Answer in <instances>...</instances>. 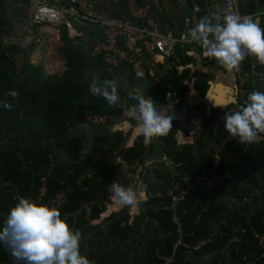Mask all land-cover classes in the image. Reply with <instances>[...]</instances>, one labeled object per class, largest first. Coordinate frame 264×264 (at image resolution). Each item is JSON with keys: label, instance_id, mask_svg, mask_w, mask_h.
Wrapping results in <instances>:
<instances>
[{"label": "trees", "instance_id": "obj_1", "mask_svg": "<svg viewBox=\"0 0 264 264\" xmlns=\"http://www.w3.org/2000/svg\"><path fill=\"white\" fill-rule=\"evenodd\" d=\"M60 41L62 47L59 53L64 59L66 70L60 77L55 75L45 79L42 67H34L29 63L18 75L0 40V102L7 100L12 104L8 109L0 103V176L4 182L0 183V226L20 197L36 199L40 180L46 178L47 188L43 201L45 205H48L60 190L65 187L71 189L67 200L58 210L72 229L81 233L80 251L83 255V241L87 232L93 229L88 225L101 214L99 204L103 202L102 193L107 188L110 175L102 174L99 170L93 180H86L82 173L99 168L109 156L121 153L130 163L167 156L175 163L181 164V175L203 174L214 167L207 147L215 134L216 119L205 117L201 131L194 138V145H184L181 149H177V129L172 130L173 128L170 135L147 146L143 143L144 138H138L133 149L122 152L120 150L125 144V138L121 134H106L93 146L91 156L88 155L83 161L69 168V171H64L58 166L59 173L47 175L50 164L48 154H53L56 144L64 139L70 130L84 125L87 113L114 117H120L123 113L121 108H110L103 99L93 97L89 86L95 75L102 81L117 79V76L126 73L109 72L100 65L91 63L88 56L74 44L79 40L70 41L62 34ZM187 49V46H179L176 56H181L182 62L188 65L192 63V58L186 56ZM250 57L242 62L243 69L253 71L256 80L252 79L246 86L242 96L243 103L250 92H264V84L260 81L264 74V65H260L256 60V65L252 67ZM187 74L186 72L181 77L176 71H170L162 78L155 79L148 75L146 80H142L129 72L127 89L124 88L125 85L120 84L119 91L124 96L127 90L138 88L160 105L167 101L169 94L184 93L182 80ZM197 76L196 89L204 96L208 75L199 72ZM9 90H17L20 93L18 103L7 96ZM139 135L138 130L134 129L133 139ZM185 135L187 136V132ZM227 135L222 122L218 129V142L225 143ZM243 148L244 145L238 140L227 143L223 150V161L216 170L217 175L224 178L239 175L240 180L237 183L225 179L216 187L214 197L204 198L201 192H194L189 194L181 205L179 214L181 215L183 210L186 211V214L181 215L184 229L194 233L192 237L187 238L188 243H198L214 231L217 236L199 252L188 254L185 249L180 250L179 260L175 264H264V249L253 233V230H258L264 234V141L250 145L244 157L241 154ZM97 153L101 158L99 162L93 159V155ZM148 177L150 183H147ZM142 178L149 184V193L166 194L169 190V176L164 175L161 168L146 171ZM62 183H65V187H61ZM260 191L262 193L258 195ZM170 204L171 200L167 197L149 200L145 204V215L147 219L152 220L148 224L155 230L151 236L149 226L142 229L139 225L125 228L121 226V221H114L113 217L110 224L102 230V233L107 234L108 240L99 242L97 255L84 253V256L91 264H110L113 262L111 259L115 257V251L118 252V247L122 248L133 234L140 235L138 239L143 241L146 248V255L138 264H150L154 260L157 247H164V254L170 252L176 240L171 213L165 210ZM108 206L107 215L117 212L110 203ZM239 227L244 228L246 232L236 233L235 229ZM234 235L241 240L232 242ZM108 242H111V245L101 247L106 246ZM107 249L109 251L106 252ZM0 264L23 262L15 261L6 247L0 244Z\"/></svg>", "mask_w": 264, "mask_h": 264}, {"label": "built area", "instance_id": "obj_2", "mask_svg": "<svg viewBox=\"0 0 264 264\" xmlns=\"http://www.w3.org/2000/svg\"><path fill=\"white\" fill-rule=\"evenodd\" d=\"M29 4V18L26 25L22 29H16L15 35H4V47L6 49L7 58L13 63L18 75L24 69V66L29 63L31 66H39L41 56H35L34 51L27 53L30 45L39 46L53 44L55 39L61 38L62 34L70 39L76 41L85 39L90 44V52L88 59L94 65H100L103 69L109 71H117L121 73L132 72L136 75L137 72L142 73V80H146L147 76L155 78L152 71L153 65L164 66V75L170 71H176L179 76L183 77L186 72L188 74L182 80V86L185 89L182 95L170 94L169 100L173 101V105L164 107L166 115L172 117V125H181L182 130H187L189 137H184L182 130L176 132L175 138L178 142L177 149H181L184 145H194L195 136L201 131L204 123L202 116L194 117V107L203 105L200 94L196 89L198 82V71L203 74L211 75L214 71L204 65L205 61L212 60L205 50L198 44L192 42L187 37V32L192 28L200 19L199 14L202 11L198 0H189L191 3V11L187 15L185 21V30L180 35H175L173 32H163L162 27L152 16L150 9L147 6H140L139 0H20ZM119 4L128 18L120 19L114 15V5ZM3 6L0 3V19L3 16ZM221 14L222 22L223 17L229 14H238L241 16H253L262 19L264 17V7L257 13H245L240 10L238 0H223L220 8H217ZM63 27V30L60 29ZM46 28L52 29V33L48 32ZM92 30V33H84V29ZM37 30V31H34ZM93 37L99 38L97 41H90ZM47 42V43H46ZM40 43V44H39ZM187 46L186 56L192 58V63L187 66L181 65L180 59L176 56L178 47ZM42 48V47H41ZM62 66L47 73L49 76L58 75L59 77L65 71ZM46 71V69H45ZM227 71V70H225ZM217 77L221 76L222 69H217ZM234 83L237 85L236 101L233 105L228 106L226 109L216 110L214 118L216 119L215 134L208 143L207 151L212 156L214 167L200 175L184 174L181 175V164L175 163L167 156L154 158L144 162L130 163L124 159L119 153H114L109 156L104 163L99 167L102 174L104 171L118 168L122 171V180L117 179L118 174L115 175L114 181H119L125 186L131 183L130 173H133L132 183L135 187H141L142 175L147 171H154L161 168L164 175L169 176V190L166 194L161 192L149 193L147 188H144V199L141 203L153 200L164 199L167 197L171 200L170 206L165 208L166 211L171 213L173 224L175 225V243L171 251L164 254V247H157L154 252V260L150 264H175L178 262L179 252L182 249L186 253L199 252L204 246L212 243L217 232L214 231L206 239L198 243H188L187 238L192 237L193 232H187L184 229L182 216L186 211H181V205L189 194L194 192H201L204 198L214 197L216 194V187L221 184L225 179L237 183L240 180L239 175L229 176V178L220 177L217 175L216 170L223 161V150L227 143H231L234 139L228 134L225 143L218 142V129L223 122L225 112H234L242 106L245 87L248 85L252 78V72L245 71L240 65L239 70L232 71ZM156 79V78H155ZM264 83V74L260 77ZM181 105L182 110L177 111L176 107ZM204 113V112H203ZM183 120H182V117ZM84 125L94 129L99 135H112L121 134L123 137L129 135L135 127V121L127 118L123 113L120 117L113 115H95L87 113L84 120ZM169 134V132H168ZM167 134V135H168ZM166 135V136H167ZM141 136V135H140ZM165 137V136H163ZM261 139L255 143L264 141V134H261ZM160 139L162 137H155ZM254 144V143H252ZM244 145L241 150L242 157L247 153V148L252 145ZM132 145L125 147V149L132 148ZM49 167L47 175L50 173H59L58 163L55 160L54 154H48ZM95 162L101 160L99 154L93 155ZM78 163V162H77ZM75 163L74 165H76ZM97 168V169H99ZM91 173L88 174L87 179H91L95 172L90 169ZM99 172V171H98ZM120 173V172H119ZM120 173V174H121ZM96 175V174H95ZM112 181L111 183H113ZM4 183L0 176V183ZM80 185L79 182H76ZM65 187V183L60 184ZM46 178L40 180V187L35 201L38 204H44L46 194ZM71 193L70 187H65L60 190L57 196L48 203V206L60 208L67 200L68 195ZM262 192H258L260 195ZM110 193L107 192L105 209L109 211V197ZM108 201V202H107ZM123 210V209H122ZM119 212V211H117ZM130 222L123 223L122 226H129L134 222L136 217L135 213L130 212ZM110 216V215H109ZM223 221L220 223L222 224ZM219 223V224H220ZM236 233H245L246 230L242 227L235 229ZM254 237L259 241L264 249V234L258 230H253ZM241 238L238 236L233 237L232 242H238ZM264 256V254H263Z\"/></svg>", "mask_w": 264, "mask_h": 264}, {"label": "clouds", "instance_id": "obj_3", "mask_svg": "<svg viewBox=\"0 0 264 264\" xmlns=\"http://www.w3.org/2000/svg\"><path fill=\"white\" fill-rule=\"evenodd\" d=\"M220 21L221 17L218 15L202 17L186 35L228 72L239 70L241 63L248 56L255 57L260 65H264V28L254 17L229 14L223 17V23ZM142 75L140 72L136 73L137 78H142ZM222 82L229 84L226 79ZM234 85L235 91L237 85L235 83ZM119 87L117 79L101 81L97 77L91 82L89 90L93 97L103 99L110 108H121L127 118L135 121V127L141 136L136 137L132 148L123 147L120 152L133 149L138 138H144L143 143L147 146L170 135L174 127H177L176 132L182 130L181 125H172V117L166 115L164 107L168 106L169 97L164 104L159 105L138 88L129 89L122 96ZM208 92L204 96L199 93L203 105L194 107L192 109L194 112L202 108L204 115L207 116ZM19 95L17 90H9L7 93V96L16 103L19 102ZM0 103L5 108L12 107L7 100ZM176 109L180 112L182 106L179 105ZM221 109L222 107L212 110V116L208 118L214 117L216 110ZM223 125L224 130L242 145L258 142L262 138L261 134H264V92H250L244 104L236 111L225 112ZM182 131L184 137H189L187 130ZM131 133L128 135L129 139L124 137L127 139L125 147L131 142ZM152 159L154 157L148 160ZM108 192L110 193L108 201L117 211L125 208L137 209L145 195L143 190L133 185L132 178L128 186L114 181L108 187ZM81 239V233L72 229L57 208L38 204L28 197L18 199L0 226V244L6 247L15 261H22L23 264H91V261L81 254Z\"/></svg>", "mask_w": 264, "mask_h": 264}, {"label": "crops", "instance_id": "obj_4", "mask_svg": "<svg viewBox=\"0 0 264 264\" xmlns=\"http://www.w3.org/2000/svg\"><path fill=\"white\" fill-rule=\"evenodd\" d=\"M139 2H140V6L144 5L150 9L152 16H154L156 21L160 24L163 32L169 31V32H173L175 35H180L185 30V21L187 19V15L189 11H191V3L189 0H139ZM198 2L200 6L202 7V11L198 15L199 18H202L205 16L213 17L217 15L221 17V14L217 8L221 7L223 0H198ZM0 3L4 7L3 16H2V19H0V36H2L0 40L2 41L4 45V35L6 34L7 36L9 34L15 35L14 33L16 32V29H22L26 25V22L29 18L30 10H29V4H27L26 2L20 1V0H0ZM238 4L242 12H245V13H249L252 11L259 12L261 8L264 7V0H238ZM113 9H114L115 17L120 18V19L128 18L127 14L124 12V10L121 8L119 4H116V2H115ZM10 17L13 18L14 20L13 22L8 19ZM261 21L259 25L262 28H264L261 24L262 23ZM220 22H222V17H221ZM34 31H37V30H34ZM98 39L99 38L94 37V41H97ZM47 45L49 46L53 45L57 50V56H58L57 59L59 60L60 63L56 67L55 70H58L62 66V64L65 67V62L62 61L63 58L61 54L59 53L62 47L60 37L59 39L56 38L53 44L47 43ZM36 47L37 46L30 45V48L28 49L27 53L29 54L34 51V55L40 56V54L36 52V49H39V46L38 48ZM48 53H47V56H48L47 59L48 60L52 59L51 54L48 55ZM177 57L180 59L181 65L187 66V63L184 64L182 62L181 56L177 55ZM250 58H251L250 61H251L252 67H254L256 65V59L255 57H252V56ZM204 65L214 71L213 73H211V75H208V77L206 78L207 88H206L205 94L209 91V89L212 88L213 83H215L216 81L218 82L220 81V76L217 77V74H218L217 69H222L223 73L221 74V76H223V80L226 79L228 81L227 83H229V84H224L225 87L230 88V89L235 87L234 83H232L231 72L225 71L224 68L220 67V65L216 62L215 59L209 60L207 63H204ZM46 70L47 72L43 71V76L45 79L50 77L47 74L48 72L55 71V70H52L50 67H48ZM152 71L154 72L155 78L158 79L159 77L157 76L155 70L152 69ZM199 72H202V71H198V73ZM251 72H252L251 79L255 81L256 79L253 77V71ZM124 76L125 77L117 76V78L120 77L122 81L126 84L128 75H124ZM124 88L127 89V86L126 87L124 86ZM215 89L216 87L214 85L213 90L211 92V96H210L211 100L209 101H215L216 97L213 95V93H215ZM202 110L203 109L200 108L198 112H193L194 117L202 116L203 119H205V117L208 118L209 114L205 116ZM206 111L208 113V108H206ZM77 128L70 130L69 133L66 135V137L62 139L60 142H58L56 146L54 147V150H53L54 156L58 159L59 163H63L60 165L74 166L75 163L83 161L89 155V151L92 148L91 147V137L89 138V136L87 135V138H88L87 140L89 141V144L86 149H83L82 151H80L78 147L81 146V143L84 144V141L82 139L79 140L78 138H75V135L77 134V132L92 131L94 134L99 135V133H97L94 129H91L87 127L86 125L81 126L78 129ZM123 147L125 148V144ZM59 149H64V151H59ZM72 153H75V154L72 156ZM99 170L101 169L99 168V169L93 170L96 175L93 174L91 179H87V176L89 173H91V170H87L83 172L82 176H84L86 180H93L97 176ZM119 172L121 173L122 171H120L118 168H113V169L104 171L106 175L107 174L110 175V180H109L108 185H106L107 188H105L102 193V197L100 196L103 201V202H100L99 204L100 205L99 209H101V214L99 218L93 221H90L88 225V226L93 227V229L87 232V236L85 240L83 241V244H82L83 255L84 253L97 255V252H98L97 250H98L100 243L104 242L105 240H108L107 234L102 233V230H104L105 226H108L110 224V220H113V217L115 218L114 221H121V223L123 224V223L130 222V217H131L130 212L135 213L136 217L134 218V222L132 224L126 227L122 226L121 224V226L125 228H134V225H136V227L139 225V226H142L140 227L141 229L143 227L149 226L148 231L150 232L149 233L150 236L153 235L155 232V230L150 226V224H148L152 220L150 218L147 219L145 215V213L147 212V208L145 206L147 201L140 203L138 208L135 210L125 208L123 210H120L119 212L111 213L110 216L107 215V213H104L106 212L105 203L107 200L106 195L108 192V187L112 184L111 182L114 181V177L116 174H118V176L115 180L119 178H120L119 181L122 180V173L120 174ZM130 176L134 178L133 173H130ZM144 183L145 184H143L141 180V187H140L141 190H144L143 186L146 185V182ZM148 185H147V190L149 192ZM124 214H126L127 216L126 219H124L122 216ZM138 237H140V235L137 236L136 234H133L131 235L130 239L124 243L122 248L118 247V252L120 253L115 251V257L111 259L113 260V262L110 264H138L140 260L142 259V257L146 255V248H144L143 241L141 239H138ZM109 245H111V242H108L106 246L101 245V247L105 248V247H108ZM114 248L113 250H115ZM107 251L109 250L107 249L106 252ZM205 261H206V258H205Z\"/></svg>", "mask_w": 264, "mask_h": 264}, {"label": "rangeland", "instance_id": "obj_5", "mask_svg": "<svg viewBox=\"0 0 264 264\" xmlns=\"http://www.w3.org/2000/svg\"><path fill=\"white\" fill-rule=\"evenodd\" d=\"M10 21H14L13 20V18H8ZM262 23V26L264 27V17H262V21H261ZM60 29L61 30H63V27H60ZM92 33V30H90V29H88V28H86V29H84V33ZM90 41H93L94 40V37L92 36V38L91 39H89ZM96 40V39H95ZM40 44V43H39ZM60 44V43H59ZM75 45H76V47H77V49L78 50H80L84 55H86V56H89V52H90V44L88 43V41L87 40H85V39H80L77 43H74ZM42 47V48H41ZM36 48H38V46L36 47ZM40 51V52H39ZM51 52V54H52V58L54 59L53 61H52V63H51V66H50V68L52 69L53 68V66L55 65H59V60L57 59V50H56V48L52 45V46H49V45H39V49H36V52L38 53V54H40V56H41V60H40V62L38 63L39 64V66L40 67H42V69H43V71H45V67H46V63H47V53L48 52ZM35 56H37V55H35ZM39 56V55H38ZM246 60V59H245ZM62 61H64V59H62ZM208 61H205L204 63H207ZM241 66L243 67V65H242V63H241ZM153 69L155 70V72H156V74H157V76L159 77V78H162L163 77V75H164V72H165V67L164 66H155V65H153ZM52 70H54V69H52ZM109 71V70H108ZM46 72H47V70H46ZM109 72H111V71H109ZM96 77H98V75H95L94 76V78L96 79ZM121 77H125L124 75L123 76H121ZM118 79V81H119V83L120 84H122V85H125V87H126V84L122 81V79L119 77V78H117ZM120 79V80H119ZM174 104V102L173 101H168V105H173ZM196 112V111H195ZM198 112V111H197ZM78 128H80V126H77ZM76 127V128H77ZM77 128V129H78ZM175 129H177V127H174L172 130H175ZM133 132L134 131H132V133H131V136H130V140H131V142L130 143H132L133 141H134V139H133ZM87 135L89 136V138L91 137V147L93 148V146L100 140V138L101 137H103L104 135H96V134H94L92 131H88V132H85V131H82V132H77V134L75 135V138H78L79 140L80 139H82L83 141H84V144L83 143H81V146H79L78 147V149L80 150V151H82L83 149H86L87 148V146H88V144H89V141L87 140L88 138H87ZM97 136V137H96ZM126 138L127 139H129V136L127 135L126 136ZM127 139H125V140H127ZM154 140V139H153ZM92 148L90 149V151H89V156H91L92 155ZM59 151H64V149H59ZM75 153H72V156L74 155ZM55 160H56V162L58 163V165L64 170V171H69V168H71L72 166L71 165H69V166H63V165H60V164H63V163H59L58 162V159L57 158H55ZM147 183H150V177H148L147 178ZM147 185L148 184H146V185H144L143 187L144 188H147ZM135 186V185H134ZM123 216V218L124 219H126L127 218V216H126V214H124V215H122ZM121 216V217H122Z\"/></svg>", "mask_w": 264, "mask_h": 264}, {"label": "bare ground", "instance_id": "obj_6", "mask_svg": "<svg viewBox=\"0 0 264 264\" xmlns=\"http://www.w3.org/2000/svg\"><path fill=\"white\" fill-rule=\"evenodd\" d=\"M46 30H48V32L52 33V29L46 28ZM50 54H51V52L49 51L48 55H50ZM51 56H52V54H51ZM47 58H48V56H47ZM53 60H54L53 58L49 59V60L47 59L46 69L51 66V63H52ZM56 67H57V65L56 66L54 65L52 69L55 70ZM51 72L52 71H50L48 73H51ZM231 75L233 76L232 72H231ZM222 81H223V78H220V81H219L220 83L219 82H215V83L212 84V89L210 91V94H209L208 98L206 99V101H207V103L209 105V108H211V107L218 108L219 106H221L222 109H226L227 106L230 103L234 102V99H233V95H234L233 94V88L230 89V88L225 87V85H224V83ZM214 85H215L216 89H215V93H213V95L216 97V99H215V101H209V100H211L210 96H211V92L213 90ZM218 87H219V89H218ZM227 94H228L227 99L223 100L222 98L224 96H226ZM132 144H133V142L129 143V145H132ZM128 177L131 178V176H128Z\"/></svg>", "mask_w": 264, "mask_h": 264}, {"label": "water", "instance_id": "obj_7", "mask_svg": "<svg viewBox=\"0 0 264 264\" xmlns=\"http://www.w3.org/2000/svg\"><path fill=\"white\" fill-rule=\"evenodd\" d=\"M256 22L259 24V23H260V18H257V19H256ZM209 93H210V92H208L206 98H208ZM234 93H235V95H233V99H234V102H235V98H236V96H237V90H236V89H235V91L233 90V94H234ZM227 97H228V94H227L226 96H224L222 99H223V100H224V99H227ZM202 100H204V99H202ZM206 105H208L207 102H206ZM218 108L220 109L221 106H219ZM218 108H217V109H218ZM214 109H216V108H214V107L209 108V105H208V114H209V117L212 116V112H213L212 110H214Z\"/></svg>", "mask_w": 264, "mask_h": 264}]
</instances>
